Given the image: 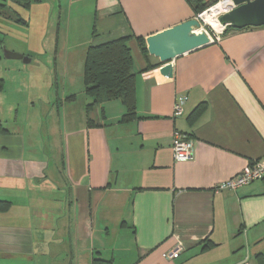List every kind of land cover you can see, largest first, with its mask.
Instances as JSON below:
<instances>
[{
	"label": "crops",
	"instance_id": "1",
	"mask_svg": "<svg viewBox=\"0 0 264 264\" xmlns=\"http://www.w3.org/2000/svg\"><path fill=\"white\" fill-rule=\"evenodd\" d=\"M94 1L93 27L76 45L86 52L198 17L189 0ZM130 47L129 123H120V100L88 111L84 90L79 99L73 86L53 89L60 73L72 78L69 60L28 55L0 75V202L9 203L0 209V264H91L96 255L114 264H264V180L215 190L264 158V27L229 30L178 57L172 75L136 38ZM21 64L44 68L45 93L31 90L36 78ZM176 132L193 140L190 160H175ZM178 245L180 256L166 259Z\"/></svg>",
	"mask_w": 264,
	"mask_h": 264
},
{
	"label": "rangeland",
	"instance_id": "2",
	"mask_svg": "<svg viewBox=\"0 0 264 264\" xmlns=\"http://www.w3.org/2000/svg\"><path fill=\"white\" fill-rule=\"evenodd\" d=\"M23 2L24 0H0V3L4 4L6 8V15L0 14V40L3 41L2 47L0 46L1 49L5 47L10 52L28 58L34 55L36 59L42 62L47 60L48 56L58 59L60 63L61 61L68 62V64H70L69 61L73 62L74 73L72 78L68 77L65 80V77L62 78L60 73L59 78L55 79L53 83V89L65 85L73 86L81 93L83 90L85 91L84 74L80 66L84 63L86 49H80L76 45L82 44L81 47L84 45V40L87 39L90 28L93 27L95 1L43 0L42 2H34L32 8L28 9L24 8ZM222 2L224 0L219 1V3ZM219 3L209 8L208 11ZM222 15L223 13L218 18ZM19 19L24 20V22H19ZM201 20L200 31L208 33L215 40L217 35H214L212 28L204 22V16ZM0 53L3 56L2 50ZM57 53L59 54L56 55ZM18 63H23V61L5 60L3 58L0 60V75L6 76L8 65H17ZM21 65L24 67L23 72H21L22 75L26 78L30 77L31 80L33 76L36 78L34 83L30 82L34 85L31 90L35 88L34 90L40 95L45 93L47 83L45 82L44 68L38 70L32 65ZM81 93H79V99L85 95L84 92ZM45 102L44 99H40L35 104L45 108Z\"/></svg>",
	"mask_w": 264,
	"mask_h": 264
},
{
	"label": "trees",
	"instance_id": "3",
	"mask_svg": "<svg viewBox=\"0 0 264 264\" xmlns=\"http://www.w3.org/2000/svg\"><path fill=\"white\" fill-rule=\"evenodd\" d=\"M220 0H189L196 15L208 11L209 8L219 3ZM25 9L31 7V0H24L22 3ZM220 4V3H219ZM5 5L0 3V14L6 15ZM12 13V12H9ZM8 14V13H7ZM19 22L24 20L19 19ZM231 29H227L224 35ZM223 35V36H224ZM93 37H96V28L93 29ZM136 38L141 52L148 56L146 40L143 37H125L106 42L104 44L92 43L85 56L84 65V86L85 93L91 99L87 110L96 105H103L106 102L120 100L126 106V114L123 115L120 123H129L137 118L136 112V72L135 58L130 47V41ZM3 41L0 40L2 47ZM0 47V50H1ZM150 66L148 68H155ZM4 87L3 80H0V91ZM74 96L68 100H72ZM199 109V108H198ZM197 110L196 112H199ZM8 202H0L1 206H8ZM262 262L264 259L261 257ZM91 264H114L112 260H105L95 256Z\"/></svg>",
	"mask_w": 264,
	"mask_h": 264
},
{
	"label": "water",
	"instance_id": "4",
	"mask_svg": "<svg viewBox=\"0 0 264 264\" xmlns=\"http://www.w3.org/2000/svg\"><path fill=\"white\" fill-rule=\"evenodd\" d=\"M231 1L234 8L218 19L224 32L227 29L243 30L264 27V0ZM201 27V21L196 18L146 39L149 54L164 64L163 70L167 75L173 74V62L178 57L208 46L214 41L208 33L200 31ZM212 32L218 35V32L213 29ZM1 50L7 60L31 62L30 58L10 52L5 47Z\"/></svg>",
	"mask_w": 264,
	"mask_h": 264
},
{
	"label": "built area",
	"instance_id": "5",
	"mask_svg": "<svg viewBox=\"0 0 264 264\" xmlns=\"http://www.w3.org/2000/svg\"><path fill=\"white\" fill-rule=\"evenodd\" d=\"M225 1H227V4H229V9L225 12H222L223 14L234 8L231 0ZM207 12L208 11L198 15L197 19L202 21L201 19ZM224 33L225 32L222 30L221 33H218L216 39L219 40L224 35ZM186 103L187 97L185 96H181L177 99L174 107V116L176 118L184 116ZM172 148L174 152V158L178 162L187 161L193 157L194 142L186 134L176 132ZM260 180H264V158L261 160L252 161L243 172L218 185L215 190L218 192L227 190L236 191L244 186ZM183 249L184 248L182 245H178L172 251L164 254V257L169 260H175L180 256Z\"/></svg>",
	"mask_w": 264,
	"mask_h": 264
},
{
	"label": "bare ground",
	"instance_id": "6",
	"mask_svg": "<svg viewBox=\"0 0 264 264\" xmlns=\"http://www.w3.org/2000/svg\"><path fill=\"white\" fill-rule=\"evenodd\" d=\"M229 9V4H227V1H224L214 8L210 9L205 15H204V22L207 23L213 30L216 32H220L221 26L218 23L217 18L220 16L222 12H225ZM219 19V18H218ZM223 30V29H222ZM221 30V31H222ZM221 33V32H220Z\"/></svg>",
	"mask_w": 264,
	"mask_h": 264
}]
</instances>
